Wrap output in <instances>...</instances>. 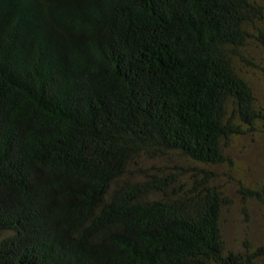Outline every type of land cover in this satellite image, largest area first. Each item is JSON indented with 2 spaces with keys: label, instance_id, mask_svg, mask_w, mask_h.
Returning a JSON list of instances; mask_svg holds the SVG:
<instances>
[{
  "label": "trees",
  "instance_id": "trees-1",
  "mask_svg": "<svg viewBox=\"0 0 264 264\" xmlns=\"http://www.w3.org/2000/svg\"><path fill=\"white\" fill-rule=\"evenodd\" d=\"M263 19L256 0H0V264L264 258L226 248L211 168L264 130L242 72L264 68Z\"/></svg>",
  "mask_w": 264,
  "mask_h": 264
},
{
  "label": "rangeland",
  "instance_id": "rangeland-1",
  "mask_svg": "<svg viewBox=\"0 0 264 264\" xmlns=\"http://www.w3.org/2000/svg\"><path fill=\"white\" fill-rule=\"evenodd\" d=\"M264 8V0H256ZM256 25L264 33V19ZM257 33V30H254ZM249 55L264 67L258 41H250ZM256 101L264 109V68L242 66ZM230 162L212 166L216 181L228 195L230 202L221 213L220 224L226 248L234 251L253 249L264 244V203L242 193V188L264 189V130L232 138L227 147ZM256 264H264V258Z\"/></svg>",
  "mask_w": 264,
  "mask_h": 264
}]
</instances>
